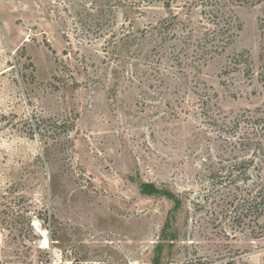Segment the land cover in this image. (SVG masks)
<instances>
[{
    "label": "rangeland",
    "instance_id": "374dc122",
    "mask_svg": "<svg viewBox=\"0 0 264 264\" xmlns=\"http://www.w3.org/2000/svg\"><path fill=\"white\" fill-rule=\"evenodd\" d=\"M118 1L0 0V264H264V2Z\"/></svg>",
    "mask_w": 264,
    "mask_h": 264
},
{
    "label": "trees",
    "instance_id": "16d2710c",
    "mask_svg": "<svg viewBox=\"0 0 264 264\" xmlns=\"http://www.w3.org/2000/svg\"><path fill=\"white\" fill-rule=\"evenodd\" d=\"M230 1H235L240 4L251 6H256L264 2V0H131L129 4L130 6L140 7L142 4H152L155 2L162 4V6L166 9H170L173 4L178 3V5L182 4L183 7H187L188 10H191L192 8L196 9V7L200 8V15L202 17V20L197 31L200 36L198 39H196L197 48L202 51L206 50L205 46L207 44L210 45L211 43V54L214 55L219 53L218 49L223 50L232 43V38L230 36L232 16H230V10L228 9V3L230 4ZM117 3H119L118 5L124 7L126 5V0H119ZM101 14L103 13L100 11V15ZM164 24L166 23H162L158 27L159 34H161V41L166 40L165 37H167L168 28L166 25L164 26ZM167 25L169 24L167 23ZM194 31L196 32V29ZM221 36H224L225 38H222ZM209 54L210 52H205L201 54L200 57L204 58ZM246 73L248 76L251 75L250 68ZM259 132L257 129L244 130V137L241 139L242 145L249 148V150L252 149V146L254 144L252 139L254 138L256 145L263 152L264 130L260 129ZM243 141L247 143H243ZM259 198L263 199L262 201H264V181L260 184Z\"/></svg>",
    "mask_w": 264,
    "mask_h": 264
},
{
    "label": "built area",
    "instance_id": "2783aa9c",
    "mask_svg": "<svg viewBox=\"0 0 264 264\" xmlns=\"http://www.w3.org/2000/svg\"><path fill=\"white\" fill-rule=\"evenodd\" d=\"M79 264H104L98 261H85V262H81Z\"/></svg>",
    "mask_w": 264,
    "mask_h": 264
}]
</instances>
